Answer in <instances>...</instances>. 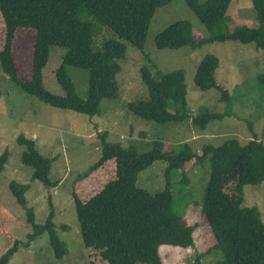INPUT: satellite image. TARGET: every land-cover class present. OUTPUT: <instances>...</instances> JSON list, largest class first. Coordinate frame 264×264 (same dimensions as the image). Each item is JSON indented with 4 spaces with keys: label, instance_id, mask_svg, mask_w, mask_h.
Returning <instances> with one entry per match:
<instances>
[{
    "label": "trees",
    "instance_id": "1",
    "mask_svg": "<svg viewBox=\"0 0 264 264\" xmlns=\"http://www.w3.org/2000/svg\"><path fill=\"white\" fill-rule=\"evenodd\" d=\"M171 1L0 0V15L4 24L0 68L26 95L55 109L91 118L99 113L102 100L117 97L116 76L120 72L117 60L125 57L126 44L143 52L155 11ZM250 1L259 26L243 27L232 33L223 23L231 0H184L209 36L195 41L190 22L179 20L156 34L154 46L158 50L183 47L195 50L210 43L232 41L264 50V0ZM88 12L118 37V40H106L101 51L92 50L96 33L93 24L80 19ZM19 28L34 32L31 73L26 80L19 77L13 57V42ZM53 47L62 50L60 65L54 73L64 96L51 94L43 86V69ZM218 64L216 57L205 56L197 66L193 81L200 91L215 89L229 104L228 93L214 80ZM69 67L88 72L85 99L77 95L67 73ZM154 70L152 74L146 67L140 69V79L147 89L148 98L129 102V112L158 124L185 121L190 114L184 72L174 70L162 73ZM258 81L264 88V73L258 76ZM231 116L229 112H204L192 118L191 123L203 130L210 122ZM249 131L251 139L245 144L227 139L218 146L203 145L199 155L186 143L174 149L166 147L161 141H154L150 151L140 154L133 146L123 147L119 143L106 142V134H102L99 137L101 156L80 178L84 179L111 160L115 164V178L86 201H81L72 193L83 245L107 264H162L158 255L160 246L192 248L195 225H186L182 217L173 211L171 179L175 172L180 171L182 179L179 183L183 184L187 163L202 165L208 161V181L201 199V215L210 228L214 244L205 253L198 254L192 264H200L202 257L214 251L222 256L214 264H264V224L255 208L241 206L242 188L264 183L263 142L251 132L250 126ZM16 143L25 148L20 162L32 169L31 179L46 187H54L57 182L49 179L54 160L41 156L32 140L19 136ZM7 158L8 153L4 151L0 155V172ZM158 161L166 163L163 174L165 187L159 192L149 193L136 185L137 178L140 172ZM8 187L25 211L27 223L32 228L26 236V246L46 234L54 257L63 258L67 254L66 245L55 232L52 207L44 224H36L33 210L28 207L25 198L30 186L11 181ZM17 245L15 242L0 256V264H8ZM88 264L96 263L90 261Z\"/></svg>",
    "mask_w": 264,
    "mask_h": 264
},
{
    "label": "rangeland",
    "instance_id": "2",
    "mask_svg": "<svg viewBox=\"0 0 264 264\" xmlns=\"http://www.w3.org/2000/svg\"><path fill=\"white\" fill-rule=\"evenodd\" d=\"M80 19L93 24L96 32L92 41L93 51H101L106 40H118L117 35L102 25L92 13L88 12ZM179 20L190 22L195 41L209 36L184 0H172L157 9L150 22L143 52L126 44L125 57L117 60L120 65V72L116 76L117 97L102 100L99 113L91 118L55 109L26 95L0 68V155L4 151L8 153L7 163L0 172V256L15 242L18 244L8 264H88L90 261L107 264L83 245L72 202V193L81 201H86L115 178L113 160L96 168L84 179L80 178L100 158L99 137L102 134H106V142L119 143L123 147L133 146L140 154L150 151L154 141H161L166 147L174 149L186 143L199 155L203 145L218 146L227 139H236L240 144L247 143L252 135L250 126L251 132L264 146V88L258 81V76L264 73V50L232 41L210 43L195 50L189 47L156 49V34ZM223 23L232 33L243 27L259 26L250 0H231ZM3 36L4 24L0 15V49ZM33 40L32 30L19 28L16 31L13 57L18 75L23 80L30 77ZM61 53V49L51 48L49 61L43 69L44 88L57 96H64L54 73L60 65ZM207 55L216 57L219 62L214 80L228 93L229 104L223 101L215 89L200 91L194 84L197 66ZM142 67L151 70L152 74L153 70L162 73L174 70L184 72L190 114L188 119L158 124L129 112V102L148 98L147 89L140 79ZM67 73L77 95L85 99L88 72L69 67ZM204 112H229L232 116L212 121L202 130L192 125L191 119ZM19 136L34 141L41 156L54 160L49 172L50 181L57 182L54 187H46L31 179L32 169L20 162L25 148L16 143ZM208 167V161L202 165L187 163L184 166L186 180L183 184L179 183L182 172H175L172 176V208L186 225H195L192 233L194 245L187 249L160 246L158 255L162 264H192L198 254L205 253L214 244L210 228L201 215ZM165 168V162H155L139 173L136 185L149 193L163 190ZM11 181L30 186L25 198L28 207L33 210L36 224H44L52 207L55 232L66 245L67 254L63 258L54 257L46 234L26 246V236L32 232V228L27 223L25 211L9 191ZM241 206L255 208L264 224V183L245 185L242 188ZM221 259L220 252L214 251L202 257L200 264H214Z\"/></svg>",
    "mask_w": 264,
    "mask_h": 264
}]
</instances>
